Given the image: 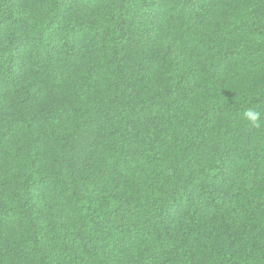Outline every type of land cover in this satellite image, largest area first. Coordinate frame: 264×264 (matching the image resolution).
I'll return each mask as SVG.
<instances>
[{"label": "trees", "instance_id": "1", "mask_svg": "<svg viewBox=\"0 0 264 264\" xmlns=\"http://www.w3.org/2000/svg\"><path fill=\"white\" fill-rule=\"evenodd\" d=\"M0 264H264V0H0Z\"/></svg>", "mask_w": 264, "mask_h": 264}, {"label": "clouds", "instance_id": "2", "mask_svg": "<svg viewBox=\"0 0 264 264\" xmlns=\"http://www.w3.org/2000/svg\"><path fill=\"white\" fill-rule=\"evenodd\" d=\"M260 116H261V113L259 111L253 110L251 108H249L244 113V118L249 122V127H252V128L261 127Z\"/></svg>", "mask_w": 264, "mask_h": 264}]
</instances>
